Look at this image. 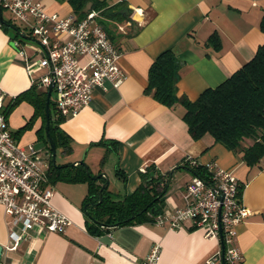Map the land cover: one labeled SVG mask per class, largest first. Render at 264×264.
<instances>
[{"label":"crops","instance_id":"crops-1","mask_svg":"<svg viewBox=\"0 0 264 264\" xmlns=\"http://www.w3.org/2000/svg\"><path fill=\"white\" fill-rule=\"evenodd\" d=\"M120 1L128 10L124 19L101 15L100 20H105L114 44L121 50L119 61L125 78L117 88L106 82V89H94L88 106L59 123L69 137L70 148L61 147L58 163L83 159L92 174L105 172L108 189L117 198L134 191L141 182L140 172L149 165L163 174L173 170L164 195V210L171 211L184 204L185 185L193 175L187 168H174L190 158L198 164L214 160L239 179L242 202L251 211L235 226L232 244L241 252L240 264H264V157L248 165L210 134L193 139L182 119L184 107L180 103L168 107L145 93L149 67L166 48H172L179 61L178 98L194 100L204 89L223 82L264 44L260 28L264 0H108V4ZM42 3L48 13L72 12L66 0ZM7 18L16 24L10 14ZM18 29L29 35L28 30ZM13 34L0 25V88L5 103L29 88L32 78L46 72L39 62L30 64L38 54L32 47L24 45V56L10 45L11 39L29 38L32 45L35 40L30 35L11 38ZM33 113L29 102L18 103L7 115L10 130L23 126ZM41 126L42 119L37 117L15 139L22 145L32 142L38 149ZM43 147L46 151L45 144ZM118 169L125 173V181L116 175ZM51 184L52 203L71 224L64 233L29 232L15 250L3 251L1 264H146L154 244L159 245V254L153 264H222L218 240L205 237L203 230L190 222L176 229L138 222L92 234L86 230L81 207L87 182L62 179ZM7 242L0 205V243Z\"/></svg>","mask_w":264,"mask_h":264},{"label":"built area","instance_id":"built-area-1","mask_svg":"<svg viewBox=\"0 0 264 264\" xmlns=\"http://www.w3.org/2000/svg\"><path fill=\"white\" fill-rule=\"evenodd\" d=\"M0 5L35 40V45L22 39L15 44L24 56V45L41 53L39 64L46 72L32 78V83L47 91L53 81L58 116L77 115L91 102L94 89H106V82L117 88L123 82L121 50L100 23L99 10L90 9L77 18L73 12H46L42 0H0ZM4 95L0 88V205L9 227L4 250H15L29 232L64 233L71 220L52 203L53 187L47 176L50 150L41 155L32 142L22 145L15 139L4 112ZM188 163L198 164L192 158ZM202 165L207 177L192 175L185 185L184 204L164 210L153 223L176 229L190 222L205 237L218 240L222 264H240L241 252L232 244L235 226L251 213L241 199V182L214 160ZM158 254L159 245L154 244L146 264H153Z\"/></svg>","mask_w":264,"mask_h":264},{"label":"trees","instance_id":"trees-1","mask_svg":"<svg viewBox=\"0 0 264 264\" xmlns=\"http://www.w3.org/2000/svg\"><path fill=\"white\" fill-rule=\"evenodd\" d=\"M66 1L77 18H82L90 9L99 10L100 15L106 19L118 21L128 14L123 1L112 5L108 4V0ZM0 10L3 13L4 8L1 5ZM100 23L113 41L105 20H100ZM0 25L6 33L10 32L11 25L17 27L3 14ZM260 28L264 31V17L260 21ZM18 36L19 34L15 32L11 38H18ZM178 70L179 61L173 49L162 50L149 67L145 93L168 107L180 103L184 107L182 119L186 122L188 132L193 139H200L205 134H210L214 141L220 142L227 149L239 154L246 164H257L264 157V44L259 45L254 56L223 82L215 87L204 89L194 100L187 96L179 98L176 96ZM21 101L29 102L34 108V113L23 126L12 132L13 136L19 137L32 126L37 117H40L42 126L37 131L38 136L50 152H52L50 142L54 149L60 146L68 150L69 137L59 128V123L65 118L56 114L54 106L52 111L51 98L49 117L46 116V91L32 84L6 103L4 108L6 115ZM110 143L115 144L114 141ZM104 161L105 155L101 163ZM183 167L189 169L193 175L207 177L202 164H189L186 161L174 169ZM169 172L163 174L153 165H149L140 172L141 182L132 193L117 198L107 186L102 190L100 201L98 194L105 178L99 176L93 179L94 174L90 170L87 172L83 164L56 163L50 156L47 176L50 182L62 179L70 182H87L88 189L81 206L85 217V227L88 232L99 234L113 226L138 222L153 223L155 217L164 211V195L168 188L166 180ZM116 175L125 181L124 172L118 169Z\"/></svg>","mask_w":264,"mask_h":264},{"label":"water","instance_id":"water-1","mask_svg":"<svg viewBox=\"0 0 264 264\" xmlns=\"http://www.w3.org/2000/svg\"><path fill=\"white\" fill-rule=\"evenodd\" d=\"M2 18V10H0V19ZM11 29H13L17 34H19L21 37H25L24 34H22V32L14 25H11L10 26ZM10 45L11 46H14V47H17L16 44H15V41L13 39L10 40ZM52 85H53V81L49 84L48 86V89L46 91V103H45V112H46V116L49 117V102H50V96H51V90H52ZM48 122V121H47ZM48 125V123H47ZM50 148H51V156H52V160L53 162H55V149L54 147L52 146L51 142H50ZM73 165H76V164H83L84 165V168L86 169L87 172H89V169H88V166L86 165V163L84 162L83 159H80V160H76L74 162H72ZM172 173H173V170H170L169 172V175L167 177V180H166V187H168L169 185V182L171 180V176H172ZM99 176H103L105 178V182L102 184L100 190H99V201L101 200V197H102V190L108 186L109 184V177L108 175L105 173V172H100L98 174H94L92 175V178L93 179H96L98 178ZM3 251H4V244L0 243V264H1V261H2V256H3Z\"/></svg>","mask_w":264,"mask_h":264},{"label":"rangeland","instance_id":"rangeland-1","mask_svg":"<svg viewBox=\"0 0 264 264\" xmlns=\"http://www.w3.org/2000/svg\"><path fill=\"white\" fill-rule=\"evenodd\" d=\"M4 12V17H9V13L6 11V10H4L3 11ZM16 22V24H17V26L18 27H20L21 29H23L24 31H26L27 29L25 28V26H23V24L22 23H20V22H18V21H15ZM24 27V28H23ZM10 32L11 33H14L15 34V31L13 30V29H11L10 30ZM13 34V35H14ZM24 40H25V42H28V43H30L31 45H32V43H34L31 39H29V38H24ZM26 48V47H25ZM40 57H41V54L40 53H38L36 56H34V57H32V59L30 60V64L32 65V64H35V65H37L38 64V62H39V59H40ZM51 100H52V111H53V99H54V92H52L51 93ZM43 145H44V143H43V141H40L38 144H37V147H38V150H39V153L41 154V155H45L44 153H45V150H44V147H43ZM55 152H56V154H55V162H60L61 160V155H62V152H63V149L60 147V146H57L56 147V149H55ZM183 182H184V180H182ZM7 226V225H6ZM8 230H9V227L7 226V232H8Z\"/></svg>","mask_w":264,"mask_h":264}]
</instances>
